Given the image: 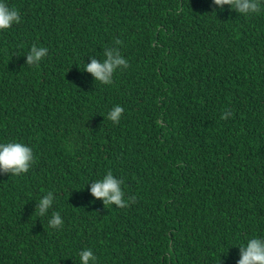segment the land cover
<instances>
[{
    "label": "trees",
    "instance_id": "16d2710c",
    "mask_svg": "<svg viewBox=\"0 0 264 264\" xmlns=\"http://www.w3.org/2000/svg\"><path fill=\"white\" fill-rule=\"evenodd\" d=\"M2 2L22 22L0 31V143H25L35 163L0 175V264H80L86 248L96 264H237L241 244L264 238V10ZM33 44L49 49L39 67L26 64ZM106 46L130 65L110 86L83 72ZM109 170L136 197L126 209L90 194ZM52 211L62 229L48 226Z\"/></svg>",
    "mask_w": 264,
    "mask_h": 264
},
{
    "label": "clouds",
    "instance_id": "9594fccd",
    "mask_svg": "<svg viewBox=\"0 0 264 264\" xmlns=\"http://www.w3.org/2000/svg\"><path fill=\"white\" fill-rule=\"evenodd\" d=\"M215 8L223 11L228 6L232 11L249 17L258 15L264 10L262 0H212ZM215 13V12H213ZM20 12L9 7L0 0V31H8L13 25L20 24ZM116 46L122 41L116 39ZM49 49L44 46L33 44L30 51L25 56L26 64L32 67H39L41 62L48 57ZM104 59L98 60L90 57V63L85 65L83 72L91 74L95 82L101 85L110 86L113 84V77L118 71L129 68V62L123 57L119 47H105ZM124 113V108L120 105L114 106L107 115V119L113 124L118 125ZM230 112L226 110L221 115V119H227ZM35 163L32 148L22 142L0 143V175H11L19 177L27 174ZM124 181L114 176L111 170L107 171L102 179L90 183V194L95 200L103 202L104 208L115 205L117 208L126 209L130 204L135 203L136 197L126 199V194L122 189ZM89 185V184H88ZM54 194L48 191L36 204L35 212L40 216H47L53 208ZM48 226L52 229H62L64 221L59 212L52 211ZM240 258L237 264H264V238L252 237L246 244L239 247ZM80 264H96L97 257L91 249H84L79 253Z\"/></svg>",
    "mask_w": 264,
    "mask_h": 264
}]
</instances>
